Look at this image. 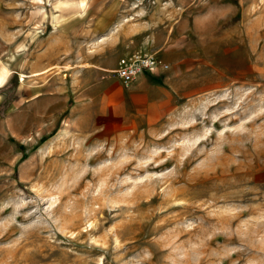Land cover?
<instances>
[{
    "label": "rangeland",
    "instance_id": "rangeland-1",
    "mask_svg": "<svg viewBox=\"0 0 264 264\" xmlns=\"http://www.w3.org/2000/svg\"><path fill=\"white\" fill-rule=\"evenodd\" d=\"M157 5L0 0V74L48 91L16 133L9 107L29 95L0 87V264H264V0H159V28L180 24L204 64L159 133H84L72 118L98 28Z\"/></svg>",
    "mask_w": 264,
    "mask_h": 264
},
{
    "label": "crops",
    "instance_id": "crops-1",
    "mask_svg": "<svg viewBox=\"0 0 264 264\" xmlns=\"http://www.w3.org/2000/svg\"><path fill=\"white\" fill-rule=\"evenodd\" d=\"M116 15L113 13L112 21ZM112 26L110 23L105 28H98L97 31L106 30L107 33L95 40L93 47L97 52L91 59H86L83 53L77 56L81 63L72 82L76 102L72 118L78 125H84V133L99 131L110 136L141 131L157 134L176 117L183 104L199 92L196 82L204 77L203 60L196 54V47L186 39V30L180 24L173 28L165 24L159 28V0L152 16L139 25L117 22L115 28ZM136 53H154L170 67L167 70L159 66L143 70L126 84L116 70L121 58ZM20 72L18 68V74H0V87L11 78L18 79L17 93L24 91L29 95L26 98L17 94L9 107L16 133L19 132L15 122L21 117L22 120L26 118L23 113L28 106L34 108L35 96L41 91L48 92L45 86L31 84L30 79L21 80L20 77L33 74ZM65 75L68 77L67 72ZM59 89L66 95L72 91L61 85ZM1 97L4 99L6 95ZM31 112H27L28 117ZM27 122L25 127L30 132L33 125Z\"/></svg>",
    "mask_w": 264,
    "mask_h": 264
},
{
    "label": "built area",
    "instance_id": "built-area-1",
    "mask_svg": "<svg viewBox=\"0 0 264 264\" xmlns=\"http://www.w3.org/2000/svg\"><path fill=\"white\" fill-rule=\"evenodd\" d=\"M157 66L164 70L170 67L169 64L164 63L154 53H136L129 57L121 58L116 72L123 82L128 84L143 70Z\"/></svg>",
    "mask_w": 264,
    "mask_h": 264
}]
</instances>
